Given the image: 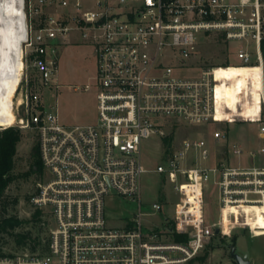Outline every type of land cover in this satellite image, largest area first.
I'll return each mask as SVG.
<instances>
[{"label":"built area","instance_id":"1","mask_svg":"<svg viewBox=\"0 0 264 264\" xmlns=\"http://www.w3.org/2000/svg\"><path fill=\"white\" fill-rule=\"evenodd\" d=\"M23 10L31 65L45 86L57 80L60 46H93L98 117L66 124L58 111L33 110L41 96L29 90L13 102L17 120L0 129L36 131L47 179L33 203L48 208L51 219L47 251L0 254V264H190L217 228L225 236L235 223L264 227L257 221L264 216V0H23ZM200 33L239 41L241 64H211L182 76L193 68ZM231 67L257 69L253 111V89L244 87L235 107L226 101L224 89L233 80L218 70ZM216 121L256 122V143L231 144L228 131L217 130L212 141L195 136L171 152L166 146L164 163L154 170L177 200L155 201L154 212H143L144 139L159 134L164 141L179 123ZM212 179L220 203L214 223L205 217ZM112 193L138 202L132 220L109 223L105 198ZM168 203L173 217L164 212Z\"/></svg>","mask_w":264,"mask_h":264},{"label":"rangeland","instance_id":"2","mask_svg":"<svg viewBox=\"0 0 264 264\" xmlns=\"http://www.w3.org/2000/svg\"><path fill=\"white\" fill-rule=\"evenodd\" d=\"M198 40L200 41L198 50L191 59L193 68L189 67L180 71L182 76H195L200 72V68L211 64H219L221 63L219 59L228 55L231 64H241L237 57V48L241 44L239 41H232L231 44L224 39L220 41L219 34L216 33L207 35L200 33L198 34ZM23 51V74L20 75V85H18L17 95L14 97L15 105L19 97H21L22 90L25 92L29 90L37 92L41 96L40 107L33 105V110L38 108V110H43L47 113H56L58 111L60 119L70 125L97 121L96 88L93 85L94 76L97 72V60L92 45L80 41L60 46L57 80L53 84L46 86L42 82L39 73L31 65L30 50L25 40L23 41ZM218 75H225L233 80L231 85L225 86L224 96L226 101L232 107H235L239 97L238 94L243 88L241 68L221 69L218 70ZM87 84H91V88L85 89ZM259 86V80L255 76L252 86L253 102L258 100L257 92ZM26 113V107L21 105L19 108L20 116H25L27 115ZM236 113L235 111L234 115ZM13 114L15 116L14 121H16L17 115L15 111ZM12 116L10 115V117ZM226 123L228 122L216 121L197 127L185 126L180 123L176 124L172 127L169 151L179 148L182 140L186 137L204 136L212 141L213 133L217 130L228 131L231 144L236 142L249 148L256 143L259 132L256 122ZM20 129L22 140L19 143L16 156V173L29 170L32 163L31 149L38 142V136L34 129ZM214 146L215 148H220L219 146ZM167 149L168 147H166L163 137L159 134L152 135L143 141V163L148 169L142 176L141 200L142 210L145 213L154 212L152 205L155 201L165 203L163 201L166 199H172L173 202L177 200V196L171 192L169 181L165 179L163 174L154 170L158 163H164L162 156L167 154ZM216 153L219 154V149ZM46 179L47 173L44 170L42 178L34 174L28 179L20 178L16 180L10 186L8 190L10 199L17 196L18 202L15 205L11 204L7 216L17 215L19 219L28 220V222H24L22 226L18 227L17 231L30 229L34 234L39 233V227L30 222L36 207L31 202V198L29 199V196L37 193L40 184L44 183ZM173 208V205H166L164 212L173 217ZM42 209L48 210L46 207ZM105 209L109 223L117 224L119 218L132 220L135 213L138 212V202H134L120 194L112 193L105 198ZM46 214L43 219H51V216L47 218ZM159 215L161 216V213ZM219 216L218 189L212 179L206 192L205 217L208 222L214 223L219 219ZM149 218L157 221L159 216L153 215ZM240 219H245V216L240 217ZM257 221L264 226V216H260ZM44 232H41V235H44ZM231 245H235L238 254L248 255L251 264H264V227L255 229L240 223H235L230 233L225 236L221 234L212 236L200 255L190 264H238L231 255ZM7 248L10 247L7 246Z\"/></svg>","mask_w":264,"mask_h":264},{"label":"trees","instance_id":"3","mask_svg":"<svg viewBox=\"0 0 264 264\" xmlns=\"http://www.w3.org/2000/svg\"><path fill=\"white\" fill-rule=\"evenodd\" d=\"M223 39H225V36L219 34V40L221 41ZM219 60L221 61L219 64H231L229 55ZM240 68L243 88L247 87L248 89H252L257 69L248 67ZM257 102L258 100L249 105L248 110L253 111L254 105H256ZM21 140L22 132L19 127L10 126L0 129V254H12L13 252L24 250H29L30 252L41 250L44 252L48 249L50 231V219L48 217H50V213L33 203V198L38 192L29 196V199L31 198V202L36 207L30 222H33L36 227H39V233L34 234L30 229L17 231L16 229L22 226L24 222H28V220L19 219L17 215L7 216L11 204L15 205L18 202L17 196L10 199L8 193L10 186L18 179H28L34 174L42 178L44 173L38 142L31 149L32 163L29 170L20 173L15 172L16 156ZM164 143L166 146H170L171 136L166 137ZM45 214L48 219H43ZM41 232L45 234L41 235ZM7 246L10 248H7Z\"/></svg>","mask_w":264,"mask_h":264},{"label":"bare ground","instance_id":"4","mask_svg":"<svg viewBox=\"0 0 264 264\" xmlns=\"http://www.w3.org/2000/svg\"><path fill=\"white\" fill-rule=\"evenodd\" d=\"M26 34L23 0H0V125L14 123L13 102L23 74Z\"/></svg>","mask_w":264,"mask_h":264},{"label":"water","instance_id":"5","mask_svg":"<svg viewBox=\"0 0 264 264\" xmlns=\"http://www.w3.org/2000/svg\"><path fill=\"white\" fill-rule=\"evenodd\" d=\"M218 233H219V228L216 229V234ZM231 255L238 264H251L250 259H248V255H240L236 252L235 245H231Z\"/></svg>","mask_w":264,"mask_h":264},{"label":"crops","instance_id":"6","mask_svg":"<svg viewBox=\"0 0 264 264\" xmlns=\"http://www.w3.org/2000/svg\"><path fill=\"white\" fill-rule=\"evenodd\" d=\"M94 54H95V51H94ZM95 57H96V55H95Z\"/></svg>","mask_w":264,"mask_h":264}]
</instances>
